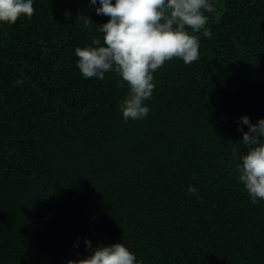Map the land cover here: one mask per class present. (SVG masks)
Returning <instances> with one entry per match:
<instances>
[{
	"label": "trees",
	"instance_id": "1",
	"mask_svg": "<svg viewBox=\"0 0 264 264\" xmlns=\"http://www.w3.org/2000/svg\"><path fill=\"white\" fill-rule=\"evenodd\" d=\"M214 3L199 60L166 61L149 115L127 123V83L76 66L109 19L89 0H34L0 24V264H67L85 238L141 264H264V201L232 155L239 118H264V0Z\"/></svg>",
	"mask_w": 264,
	"mask_h": 264
},
{
	"label": "clouds",
	"instance_id": "2",
	"mask_svg": "<svg viewBox=\"0 0 264 264\" xmlns=\"http://www.w3.org/2000/svg\"><path fill=\"white\" fill-rule=\"evenodd\" d=\"M89 4L96 15L109 19L101 25L85 20V27L94 24L100 35L74 50L76 66L85 79L102 80L106 73L115 72L128 86L119 104L123 120H143L150 112L145 102L156 87L154 73L173 58L186 65L199 60L197 34L210 35L208 14L216 12L214 0H89ZM34 11V0H0V24L14 25L18 18L31 17ZM237 126L247 151L232 155L240 161L238 181L255 205L264 201V118L253 123L245 115ZM242 126H247V131ZM187 190L198 195L195 186L189 185ZM83 243L90 254L83 258L77 254L67 264H141L122 242L93 246L85 238Z\"/></svg>",
	"mask_w": 264,
	"mask_h": 264
}]
</instances>
